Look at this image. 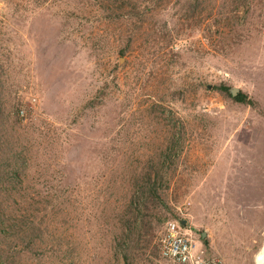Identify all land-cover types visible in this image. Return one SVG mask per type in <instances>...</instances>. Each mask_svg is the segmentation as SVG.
<instances>
[{
	"label": "rangeland",
	"instance_id": "374dc122",
	"mask_svg": "<svg viewBox=\"0 0 264 264\" xmlns=\"http://www.w3.org/2000/svg\"><path fill=\"white\" fill-rule=\"evenodd\" d=\"M170 221L263 264L264 0H0V264H169Z\"/></svg>",
	"mask_w": 264,
	"mask_h": 264
},
{
	"label": "built area",
	"instance_id": "2783aa9c",
	"mask_svg": "<svg viewBox=\"0 0 264 264\" xmlns=\"http://www.w3.org/2000/svg\"><path fill=\"white\" fill-rule=\"evenodd\" d=\"M159 247L161 257L169 264H217L201 254L200 246L179 221L167 223Z\"/></svg>",
	"mask_w": 264,
	"mask_h": 264
},
{
	"label": "trees",
	"instance_id": "16d2710c",
	"mask_svg": "<svg viewBox=\"0 0 264 264\" xmlns=\"http://www.w3.org/2000/svg\"><path fill=\"white\" fill-rule=\"evenodd\" d=\"M217 89H219L220 91L224 92V93H229L230 92V88L226 85H221L219 86ZM231 97L234 98V96L229 93ZM236 101L241 102V103H245V104H250V105H254V102L252 100L248 99V95L246 94H239L237 96V98H234ZM156 186H154V188H152L151 192L153 196L157 195V189L155 188ZM126 264H130V263H126Z\"/></svg>",
	"mask_w": 264,
	"mask_h": 264
},
{
	"label": "water",
	"instance_id": "95a60500",
	"mask_svg": "<svg viewBox=\"0 0 264 264\" xmlns=\"http://www.w3.org/2000/svg\"><path fill=\"white\" fill-rule=\"evenodd\" d=\"M231 94L236 97L239 93V88L237 87H234L230 90ZM183 224H186V221H183ZM206 235V233H204V236Z\"/></svg>",
	"mask_w": 264,
	"mask_h": 264
},
{
	"label": "clouds",
	"instance_id": "9594fccd",
	"mask_svg": "<svg viewBox=\"0 0 264 264\" xmlns=\"http://www.w3.org/2000/svg\"><path fill=\"white\" fill-rule=\"evenodd\" d=\"M181 225H182V227H183V229L185 230V231H187V232H189V230H187V221H186V224H183V221H181ZM190 234V233H189ZM191 235V234H190ZM192 236V235H191ZM193 237V236H192ZM196 241V240H195ZM197 242V241H196ZM198 245H199V243H198ZM209 260V259H208Z\"/></svg>",
	"mask_w": 264,
	"mask_h": 264
},
{
	"label": "bare ground",
	"instance_id": "6f19581e",
	"mask_svg": "<svg viewBox=\"0 0 264 264\" xmlns=\"http://www.w3.org/2000/svg\"><path fill=\"white\" fill-rule=\"evenodd\" d=\"M259 257H260L259 258L260 263L262 262L264 264V249H263V251H262V253L260 254Z\"/></svg>",
	"mask_w": 264,
	"mask_h": 264
},
{
	"label": "crops",
	"instance_id": "0c3cea01",
	"mask_svg": "<svg viewBox=\"0 0 264 264\" xmlns=\"http://www.w3.org/2000/svg\"><path fill=\"white\" fill-rule=\"evenodd\" d=\"M206 257V256H205Z\"/></svg>",
	"mask_w": 264,
	"mask_h": 264
}]
</instances>
